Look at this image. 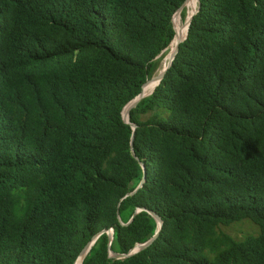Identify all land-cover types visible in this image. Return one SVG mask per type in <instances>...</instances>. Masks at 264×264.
<instances>
[{
    "label": "trees",
    "instance_id": "16d2710c",
    "mask_svg": "<svg viewBox=\"0 0 264 264\" xmlns=\"http://www.w3.org/2000/svg\"><path fill=\"white\" fill-rule=\"evenodd\" d=\"M185 1L0 0V264H74L111 228L127 253L148 210L149 248L103 233L81 264H264V0H200L123 120Z\"/></svg>",
    "mask_w": 264,
    "mask_h": 264
},
{
    "label": "water",
    "instance_id": "95a60500",
    "mask_svg": "<svg viewBox=\"0 0 264 264\" xmlns=\"http://www.w3.org/2000/svg\"><path fill=\"white\" fill-rule=\"evenodd\" d=\"M186 3H187V0L184 2V4L180 7V9L175 13V15L173 16V20L172 22L174 21V19L176 17H182V11L183 9L185 8L186 6ZM199 8H200V0H198V7L197 9L195 10V12L192 14V16L190 17L189 20H187V33H186V36L184 39L180 40L179 43L176 45V50L175 52L173 53V55L170 57V59L168 60V62L166 63V65H164V67L156 74L154 75L151 79H149V81H155L157 82L156 83V86L159 85V83L161 82V80L163 79V77L165 76L167 70L172 66L173 64V61L176 57V54L178 53L179 51V45L181 42H183L187 35H188V30H189V27H190V24H191V20L193 19V16L199 11ZM182 19V18H181ZM174 24V28H175V36H174V39L172 40L170 46L172 45L173 41L175 40L176 36H177V29H176V24L175 22H173ZM149 81L145 82L144 85H143V88H142V91L141 93H139V95L137 97H135L133 100H131L123 109V112H122V116H123V120L130 124L131 127L133 128V130L135 131L136 128H137V125L133 122L130 121V111L135 108L139 103L140 101L150 95L156 88V86L154 87V89L149 92V94H145L144 92V86L149 83ZM134 139H135V134L132 135V139H131V152H132V155L137 158L136 154H135V151H134ZM138 159V158H137ZM139 165H141L144 169H145V165H143L144 163L142 161L139 160ZM146 173V172H145ZM146 181V174L144 175L141 183L138 185V187L133 191V192H130L128 193L126 196H131L133 194H135L140 188L143 187L144 183ZM142 210H147L145 208H137L136 211L134 212L133 214V217L135 215H137L140 211ZM148 212L151 214V216H153L155 218V220L157 221L158 223V230L157 232L153 235L152 238L148 239L147 241L145 242H141V243H138L136 244L129 252L127 253H117V252H114L113 250H111L110 248V245L113 241V237L112 235L114 234V230L113 229H103L102 231H99L98 233H96L95 235L92 236V239L85 245V247L82 249V251L80 252V255L78 256L77 260L75 261L74 264H78V260L80 258H82V261L84 259V257L88 254V252L90 251L91 247L94 245V243L97 241V239L99 238V235L103 234V233H108V237H109V257H112L114 259H125V258H128V257H131L132 255L138 253V252H141V251H144L145 249L149 248L152 243L157 239L158 237V234H160V231H161V228L163 226V219L162 217L156 213L155 211H152V210H148ZM133 217L131 218V220L128 222V223H123L122 224H125V225H128ZM82 261L80 262V264L82 263Z\"/></svg>",
    "mask_w": 264,
    "mask_h": 264
},
{
    "label": "rangeland",
    "instance_id": "374dc122",
    "mask_svg": "<svg viewBox=\"0 0 264 264\" xmlns=\"http://www.w3.org/2000/svg\"><path fill=\"white\" fill-rule=\"evenodd\" d=\"M190 1V0H189ZM196 0H193V5H192V8L189 6V3L187 2V5H186V18L185 20L182 18L181 19V23L179 25V29H178V34L180 33V31L182 30L181 29V26H184L187 24V20L189 19L191 13L193 12L195 6H196ZM172 47V46H171ZM171 49V48H170ZM169 55V56H168ZM171 56V50H169V53H167L166 57L164 58L163 60V65H166V61L168 60V58ZM223 230L230 234L231 236L235 237L236 239H243L245 238L247 235H250V234H257V232H259V229H258V226L253 223L251 220L249 219H244V220H241V221H237L235 223H232L231 225L229 226H224ZM79 261V260H78ZM81 262V261H80ZM78 264H80L78 262Z\"/></svg>",
    "mask_w": 264,
    "mask_h": 264
},
{
    "label": "bare ground",
    "instance_id": "6f19581e",
    "mask_svg": "<svg viewBox=\"0 0 264 264\" xmlns=\"http://www.w3.org/2000/svg\"><path fill=\"white\" fill-rule=\"evenodd\" d=\"M188 3H189V6L192 8V5H193V0H188L187 1ZM196 6H195V8H194V10H193V12L191 13V15H190V17L192 16V14L195 12V10L197 9V7H198V0H196ZM187 5V4H186ZM190 17H189V19H190ZM188 19V20H189ZM181 21V18L180 17H178V20H177V22H179V25H180V22ZM187 24L186 25H184V26H181V31H180V33L178 34V29H179V26H178V29H177V35L178 36H176V38H175V40L173 41V43H172V47L170 46V50H171V56L173 55V53L175 52V50H176V45L179 43V41L180 40H182V39H184L185 38V36H186V33H187ZM169 56V55H168ZM170 56V57H171ZM170 57L168 58V60L170 59ZM168 60L166 61V63L168 62ZM156 83L157 82H155V81H149V83H147L146 85H145V87H144V92H145V94H149V92H151L153 89H154V87L156 86ZM80 261H82V258H80L79 259V263H80ZM77 262V263H78Z\"/></svg>",
    "mask_w": 264,
    "mask_h": 264
},
{
    "label": "clouds",
    "instance_id": "9594fccd",
    "mask_svg": "<svg viewBox=\"0 0 264 264\" xmlns=\"http://www.w3.org/2000/svg\"><path fill=\"white\" fill-rule=\"evenodd\" d=\"M164 67V66H163ZM112 229V228H111Z\"/></svg>",
    "mask_w": 264,
    "mask_h": 264
}]
</instances>
